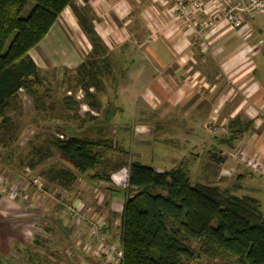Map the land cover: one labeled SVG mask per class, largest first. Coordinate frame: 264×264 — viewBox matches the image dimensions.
<instances>
[{
	"label": "crops",
	"instance_id": "obj_1",
	"mask_svg": "<svg viewBox=\"0 0 264 264\" xmlns=\"http://www.w3.org/2000/svg\"><path fill=\"white\" fill-rule=\"evenodd\" d=\"M205 3L197 13L201 23L213 9L211 3ZM80 6L95 14H113L116 22H111L106 28L101 22L102 19L105 21L104 15L97 13L95 22L87 23L81 19ZM76 7L77 13L67 9L61 16L65 14L71 21L77 16L83 39L87 29L96 32L108 53L106 58L113 56L115 62L114 66H99V84L104 85L105 80L109 82L111 97L108 99L104 96L108 92L106 87H99L101 90L97 92L96 109L89 112L93 117H88L89 123H84L89 128L98 127L91 129L94 135L90 139L104 138L103 127L106 124L110 126L109 122L114 116L119 118L117 124H111L113 128L116 127L117 135L119 127L123 125L120 122L122 117L130 115L132 134L128 138L127 149L116 140L117 149L111 154L117 164H123L129 157L131 161L143 165H146L144 159H169L172 168L187 163L188 175H195V183L238 188L233 194L257 201L264 215V175L252 172L233 157V153L238 151L247 158L264 163V121L259 122L257 116L258 111L264 113V56L261 59L257 55L259 52L264 55V24L257 23L255 16L244 15L246 17L240 27L223 25L199 35L174 19L172 0H88L86 3L77 2ZM58 20L51 28H57L52 41L45 43L50 30L37 46L44 52V58L53 60L54 68L62 66L74 71L85 57L75 50V42L69 33L60 29ZM87 41L89 49L86 57L92 50L89 36ZM32 50L29 52L30 57ZM32 60L39 68L36 61ZM102 105L106 108L105 116L99 119ZM124 107L129 115L121 112ZM240 111L250 118L252 127L232 142L225 141L229 133L217 136L203 128L212 122L222 127ZM84 115L87 117L88 113ZM135 147L139 148L137 153ZM68 166L70 168L64 169L75 173ZM0 167L2 171L1 161ZM151 168L157 172L168 171L160 163L152 164ZM231 175V186L222 187L220 179ZM2 184H7V181ZM52 184L65 193L69 190L57 182ZM100 188L108 191L104 201L97 207L107 217L113 216L119 220L124 204L123 194L108 184L100 183ZM58 204L57 207L61 206L65 214L62 203ZM43 210L39 202L33 209L27 210L21 199L10 201L0 194V251L9 253L10 247L14 248L17 244L27 246L31 235L42 234V230L35 227L44 220ZM63 219V216H54L53 221L62 226L58 232L70 237L69 221L66 219L62 223ZM15 225L17 230L14 229ZM102 230L111 241H119L117 228H113L110 220H104ZM11 231H15L16 236L9 235L14 233ZM20 236V243L9 242L12 237ZM3 243L7 249L2 248ZM73 251L76 256L91 258L98 264V259L86 255L81 248ZM83 253L85 256H82Z\"/></svg>",
	"mask_w": 264,
	"mask_h": 264
},
{
	"label": "trees",
	"instance_id": "obj_2",
	"mask_svg": "<svg viewBox=\"0 0 264 264\" xmlns=\"http://www.w3.org/2000/svg\"><path fill=\"white\" fill-rule=\"evenodd\" d=\"M80 1L88 2L0 0V131L9 125L8 113H21V93L32 99L35 109L41 104L39 69L29 52L65 10L77 13ZM30 3L33 7L23 17ZM86 33L92 50L74 72L88 88L99 84L97 62L105 60L107 53L93 31L87 29ZM105 62L104 68L109 65ZM90 96L86 94V98ZM89 106L96 109L97 104L89 102ZM64 107L77 118L79 106L70 97L64 98ZM251 127V121L232 119L225 141H234ZM46 143L75 171L56 169L52 181L62 188H69L76 174L93 184L109 183L121 166H130L128 187L116 190L124 197L119 216L118 239L123 250L119 264H190L199 258L228 264H264L263 212L254 199L233 194L238 188L191 184L187 163L165 172L131 160L117 164L111 157L117 148L109 138L91 140L71 135L52 137Z\"/></svg>",
	"mask_w": 264,
	"mask_h": 264
},
{
	"label": "rangeland",
	"instance_id": "obj_3",
	"mask_svg": "<svg viewBox=\"0 0 264 264\" xmlns=\"http://www.w3.org/2000/svg\"><path fill=\"white\" fill-rule=\"evenodd\" d=\"M94 1L95 0H92V2ZM32 7L33 5L31 3L28 4L22 16L26 17L31 11ZM95 7L94 10L97 11V8ZM79 8L81 19L87 23L91 22L90 24L95 22L94 19L97 17V13L99 15L101 14V12H97L96 14L92 11L89 12L82 6ZM101 15H104L105 21L102 19L101 22L106 28L111 25V22H116L113 14L102 13ZM63 16L64 17H59L58 20L60 29L64 33L66 32V34L69 33L72 41L75 42V50H77L78 54L83 55L86 59V54L89 49V46L87 45V37L89 35L86 33V37L84 39L81 38V30L78 27L79 20L77 16H74L75 20L72 19L73 22L70 19L68 20V18L65 17V14H63ZM117 16L121 18L120 15ZM244 17L246 16L243 14L242 19H244ZM255 18L257 23L264 24V14L255 15ZM66 23H68V25ZM93 26L94 25H92V28ZM56 29L57 28L55 27L53 30H51L50 34L46 38L47 40L45 43H50L52 41V35L55 33ZM74 32L78 33L79 35L74 34ZM97 35L98 34H96V36ZM111 47L114 48L113 46ZM112 52L113 50L110 52V54H112ZM43 53L44 52H41L40 47L38 46L31 52V57L36 61L37 65H39V78L41 82L37 87V91L41 104H37V108L35 109L32 99L21 93V113H8L7 118L9 120V125L4 130L0 131V161L3 163V170L0 171L1 184L7 181V184L2 185L6 186L8 184H15L20 187L22 184L25 186L32 178L35 177L40 178L42 181V185L47 196L41 197L33 202L34 206L39 202V204L44 207V220L41 221V223L36 224L35 227L36 229H41L42 234L35 233L34 236L31 235L32 238L30 239V243L27 246H21V244H17V246L14 248H12V246L10 247L9 253L0 251V264H96V262H94V260L91 258H82L80 255L76 256L75 252L73 251L77 249V247L73 246V243H75V237H69V235L63 236L60 232H58L60 231L59 229H62V226L59 222L57 223L53 221V219L54 216H63L64 219L62 220V223H65V220L67 219L69 221V225L71 226L70 220L66 215V206L70 205L72 202L77 203L81 201L84 210H86V213H84L85 217L94 219L95 216H100L104 218L105 221L108 219L111 221L113 228H117L118 232L119 227L116 225L118 218H114L113 216L107 217L101 208L97 207L104 201L105 194L108 190L100 188V183H90L84 176L78 174H76V181L69 186V190L66 193L61 191L62 189L55 187L52 184L54 172L56 169L65 167L68 168L69 166L67 163L61 161L58 152L47 145L46 141L52 137L62 136L67 138L71 135L86 137L89 139L92 138L94 133H91V129H97L98 127L89 128V126L86 127V125H84V123H89L88 117H93L89 115V112H92L89 102L94 104L96 103L97 96L99 95L97 92L98 90H101V88H99L100 86H103V88L106 87L108 89V92L104 94V96L110 99L111 86L109 82L105 80V82H103L104 85H100L101 83L99 85L93 83L92 85H88V88H85L84 82L80 80L79 75L74 72L75 70H68L62 66L54 68L55 65L53 60L48 57L44 58ZM260 53L261 52H259L257 55L262 59L264 55ZM105 61H107L109 66L115 65V62H113V56L109 57L108 59L105 58V60L102 62H97V65L102 68L103 63H106ZM88 93L91 96L86 98V94ZM65 97H70L71 100H73L74 103L79 106L76 119L71 118L72 111L64 107ZM102 106L101 112L99 111V119H103L105 116L104 112L106 108L103 106L104 108L102 110ZM125 108L126 107H124V110L121 112L123 115H129ZM111 109H113V106ZM85 113H88L87 117L84 115ZM124 117H122V120L120 121L123 125L119 127L120 130L118 129L119 131L117 135L115 132L116 127L113 128L111 126L112 123L117 124L119 122V118L117 116H114L109 122L110 126L106 124L102 131L105 133L104 138H109L115 147L117 145L116 140H118L121 142L122 147L125 148L126 146L127 149L129 142L128 138L130 137V134H132V117L130 115L125 118ZM235 118L239 120L241 119V121L244 122L250 121V118H248L243 111H240L233 119ZM230 121L231 120H228L222 127L219 125L216 126L213 124V122L207 123L203 128L211 134H216L217 136L227 135V125ZM259 122L261 121L259 120ZM212 124L213 128L215 129L214 131L209 130L208 128ZM87 129H90V131ZM1 145H3V147ZM134 151L137 153L139 148L135 147ZM128 160H131V157H129L124 163H126ZM143 162L150 167L154 163H160L161 166L165 168V170H169L173 166L171 160L165 159L159 161L157 157L152 159H144ZM223 171H221V175H223ZM219 175L220 173L218 170V176ZM194 177L195 175L193 174H191L189 177L191 184H195L193 181ZM220 180H222L220 183L222 187H230L233 183V176H225ZM110 186L115 190H122L121 188H116L112 185ZM26 190L28 195L32 194V190H30L29 187H27ZM54 198L56 201L53 203L52 200ZM58 202L62 203L64 206L65 214L62 213L60 208L61 206L57 207V205H59ZM16 228L18 227L15 225L14 229ZM11 232L14 233H10L9 235L16 236L15 231ZM21 237L22 236L18 238L12 237L9 242L15 244L20 243L19 241ZM107 239L109 242L120 246L118 240L113 242L111 239ZM2 248L7 249L5 243H3ZM82 256H85V254L83 253ZM97 261L98 264H113L105 262L101 258H99ZM190 264L228 263L220 259L210 261L205 258H199Z\"/></svg>",
	"mask_w": 264,
	"mask_h": 264
},
{
	"label": "built area",
	"instance_id": "obj_4",
	"mask_svg": "<svg viewBox=\"0 0 264 264\" xmlns=\"http://www.w3.org/2000/svg\"><path fill=\"white\" fill-rule=\"evenodd\" d=\"M174 19L183 27L194 33L202 35L208 30H217L223 25L231 28L240 27L243 24L242 15L255 16L264 14V0H172ZM206 2V3H205ZM205 4H212V12L202 23L197 18V13ZM259 120L264 121V113L257 112ZM214 131L213 124L208 127ZM61 137V136H60ZM233 157L244 163L249 169L259 175H264V163H259L255 159L247 158L240 152L235 151ZM112 177V176H111ZM116 188L126 189V187H117L110 178L109 183ZM2 185V184H1ZM0 185V194H3L7 200L13 201L21 199L27 210L33 209V202L41 197L47 196L44 191L40 178H32L25 186L18 185ZM32 190L28 195L26 188ZM31 196V198H30ZM86 210L81 202L66 206V215L70 220L71 237H75L74 247L81 248L86 255L92 258L103 259L105 262L119 264L123 258V250L112 242H109L102 230L104 219L95 216L94 219L85 217ZM116 225L119 227V220ZM82 240V241H81Z\"/></svg>",
	"mask_w": 264,
	"mask_h": 264
},
{
	"label": "clouds",
	"instance_id": "obj_5",
	"mask_svg": "<svg viewBox=\"0 0 264 264\" xmlns=\"http://www.w3.org/2000/svg\"><path fill=\"white\" fill-rule=\"evenodd\" d=\"M112 181L117 187H126L131 179V168L130 166H124L117 172H114L111 177Z\"/></svg>",
	"mask_w": 264,
	"mask_h": 264
}]
</instances>
